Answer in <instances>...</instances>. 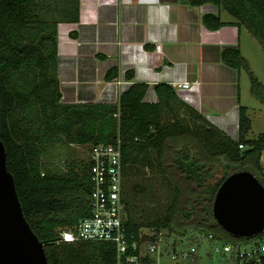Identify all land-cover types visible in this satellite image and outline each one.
Wrapping results in <instances>:
<instances>
[{
	"label": "trees",
	"instance_id": "16d2710c",
	"mask_svg": "<svg viewBox=\"0 0 264 264\" xmlns=\"http://www.w3.org/2000/svg\"><path fill=\"white\" fill-rule=\"evenodd\" d=\"M185 2L195 6L212 4L217 11L202 15L206 29L215 31L226 25L239 30L245 27L264 50V0ZM222 11L235 20H222ZM47 14L51 16L46 17ZM78 20L79 0H57L51 7L46 0H0V139L6 147L7 166L14 176L24 215L44 243L49 264L117 262L112 243L59 241L61 229L71 228L89 215L90 182L89 164L84 159L70 163L71 167L63 173L44 168L41 161L43 143L46 136L54 133L68 144L113 143L120 139L125 223L135 237L145 229L163 231L167 242L174 247L195 245L197 250L209 234L214 240L223 242L247 239L224 231L212 211L218 187L230 173L242 170L236 169L241 164L246 165L243 169L251 171L264 186L260 162L264 133L256 138L244 137L250 129L246 108L238 107V133L232 138L181 100L169 83L153 85L156 101L145 99L148 83L132 82L116 103L62 102L56 71L57 24ZM34 27H38L37 33L29 37L28 32ZM220 55L229 67L249 69L238 46H225ZM23 70L33 78L27 90L13 82V76ZM249 72L251 92L262 99L264 88ZM117 74V68L112 67L104 78L112 80ZM132 77V72L126 74V78ZM30 104L37 108L34 120H20L19 114ZM165 110L171 117L164 121ZM180 114L191 118L193 124L182 123ZM132 167L152 170L159 167L172 179L174 197L162 217L134 218L125 198L130 184L129 180L125 186V173ZM205 256L209 261L203 260ZM213 256L210 252L202 256L198 251L190 256L187 264H210ZM153 260L146 256L140 264H155ZM231 264H264V253L259 259Z\"/></svg>",
	"mask_w": 264,
	"mask_h": 264
},
{
	"label": "crops",
	"instance_id": "0c3cea01",
	"mask_svg": "<svg viewBox=\"0 0 264 264\" xmlns=\"http://www.w3.org/2000/svg\"><path fill=\"white\" fill-rule=\"evenodd\" d=\"M216 11L212 4L185 0H79V20L58 23L62 102L116 103L132 82L148 83L145 99L156 101L153 85L169 83L181 100L233 138L228 128L235 123L237 130L238 107L221 95L233 75L220 51L223 44L233 46L238 30L206 29L202 15ZM112 67L117 77L106 80ZM130 72L132 79L126 78ZM182 81L189 87H179Z\"/></svg>",
	"mask_w": 264,
	"mask_h": 264
},
{
	"label": "rangeland",
	"instance_id": "374dc122",
	"mask_svg": "<svg viewBox=\"0 0 264 264\" xmlns=\"http://www.w3.org/2000/svg\"><path fill=\"white\" fill-rule=\"evenodd\" d=\"M56 2L57 0H46V3H49L50 7L56 5ZM220 15L221 19L224 21L235 20L232 15L225 11H222ZM50 16V14L46 15V17ZM37 30L38 27L31 28L28 32V36H33L37 33ZM236 30H238V34H236V40L233 46L239 47L241 54L248 63L249 69H246L245 67L232 68L227 66L230 70H227V72L231 73L233 76L229 83L226 81V78H229L230 75H227L226 73L223 75L222 79L225 81L222 83H229V86L225 90L227 92L224 91L221 95L228 97L229 103L235 106V108L239 106H244L246 108L247 117L250 119V129L244 137L246 139H251L264 133V97L261 99L251 92V75L249 72H252L264 88V50L257 38L245 27H241L240 30L237 28ZM223 45V47L232 46V44ZM32 80L33 78L27 70H23L13 76V82L15 85L24 90L29 88V82ZM236 111L237 109H235V112ZM36 112L37 108L35 104H30L21 111L19 119L25 122L33 121ZM164 115V121L165 119L169 120L171 117L167 110L164 111ZM212 115L214 116L215 114ZM180 116L181 114L179 115V118L182 123L188 125L193 124L191 118ZM232 124L231 128H228V132L233 138H236V124ZM224 133L227 134L226 132ZM89 149L90 144H68L67 141L57 133L49 134L46 136L45 142L43 143L41 161L44 168L52 172L63 173L71 167L70 163H78L82 159L85 160L88 156ZM260 162L264 172V149L262 150ZM245 166L246 165L241 164L236 167V169H243ZM125 177V186L127 185V181L130 180L127 193L125 192V198L129 202L134 218H137L138 220H153L156 217H162L165 214L167 206L171 203L174 197L175 188L172 179L167 174H164L159 167H156L153 170L142 167L127 168ZM136 185L137 187L135 188ZM211 250V246L205 241L199 246V253L202 256L206 251L211 252ZM155 259H157V257ZM167 260V256L163 255L158 261L160 263H165ZM203 260L209 261V258L205 256ZM212 260L215 263L224 261L223 258L221 259L218 255H214Z\"/></svg>",
	"mask_w": 264,
	"mask_h": 264
},
{
	"label": "built area",
	"instance_id": "2783aa9c",
	"mask_svg": "<svg viewBox=\"0 0 264 264\" xmlns=\"http://www.w3.org/2000/svg\"><path fill=\"white\" fill-rule=\"evenodd\" d=\"M159 49L160 44H157L156 50ZM178 86L183 89L188 88L189 83L182 81ZM85 160L89 164L90 213L79 219L73 227L61 229L59 241L112 243L116 251V264H140L146 256L153 258L155 264H180L181 262L187 264L190 256L198 253L199 250L195 245L184 248L174 247L173 243L167 242L163 231L145 229L139 231L135 237L127 230L122 194L124 165L119 138L113 143L90 145ZM204 241L211 246L210 253L223 258L222 264L259 259V255L264 253V230L244 241L223 242L214 240L212 234H209ZM163 255H166L168 260L160 263L158 260ZM210 264L217 263L213 261Z\"/></svg>",
	"mask_w": 264,
	"mask_h": 264
},
{
	"label": "water",
	"instance_id": "95a60500",
	"mask_svg": "<svg viewBox=\"0 0 264 264\" xmlns=\"http://www.w3.org/2000/svg\"><path fill=\"white\" fill-rule=\"evenodd\" d=\"M212 209L224 231L249 239L264 230V186L251 171H234L218 187ZM0 264H49L44 243L24 215L1 139Z\"/></svg>",
	"mask_w": 264,
	"mask_h": 264
}]
</instances>
